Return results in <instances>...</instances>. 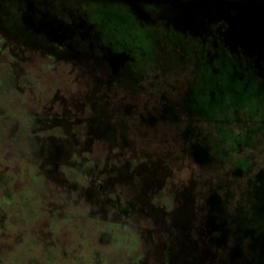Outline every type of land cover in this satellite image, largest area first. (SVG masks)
Segmentation results:
<instances>
[{
    "label": "flooded vegetation",
    "instance_id": "1",
    "mask_svg": "<svg viewBox=\"0 0 264 264\" xmlns=\"http://www.w3.org/2000/svg\"><path fill=\"white\" fill-rule=\"evenodd\" d=\"M3 94L0 264H264V0H0Z\"/></svg>",
    "mask_w": 264,
    "mask_h": 264
},
{
    "label": "rangeland",
    "instance_id": "2",
    "mask_svg": "<svg viewBox=\"0 0 264 264\" xmlns=\"http://www.w3.org/2000/svg\"><path fill=\"white\" fill-rule=\"evenodd\" d=\"M54 5H56V4H54ZM56 7H57V9H59V10H61V6L60 5H56ZM96 11V8H90L89 10H88V12H90V13H93L94 14V12ZM72 54H75L74 52H72ZM73 57V56H72ZM71 64V63H70ZM73 66V65H72ZM67 68H66V71L65 72H58V74H60V73H65V74H67L68 72H69V70L71 69V67H69V65L68 66H66ZM34 69H35V72H34V80L30 83V84H25V85H23L20 89H18V90H20L21 92L22 91H24V92H26L27 93V96H26V98L28 97V101L30 100V98H32L33 96L35 97V99L37 98L35 95H42L41 93L42 92H45V93H47L48 92V90H46L45 89V84H42L41 83V81H40V83H38L39 81H38V77H40V69H41V66H34ZM52 69V68H51ZM49 72L52 74V75H54L55 74V72H53V71H50L49 70ZM57 74V75H58ZM89 75H93L92 73H90ZM28 76H30L31 77V72H29L28 71ZM181 81H182V83L181 84H179V86H178V93L179 92H183L186 88H187V86H186V84H185V79L184 78H182L181 79ZM54 82H57V81H54ZM53 82V83H54ZM4 84H6V85H8L9 83H4ZM3 86V85H2ZM87 86H89V87H93V85L90 83V81H89V84L87 85ZM47 87V86H46ZM11 89V87H10V84H9V86L8 87H5V86H3V89H2V91H3V93H4V90L6 91V90H8V91H10V89ZM50 88V89H49ZM49 88L47 87V89H49V94H52L53 93V90H60V91H63V93L65 94V95H68L69 96V99H70V102H72V104L74 103V102H76V98L77 97H75V95H76V93L77 94H80L79 96L81 97V95L83 94V93H89V95H91L92 94V92H90L89 91V88L87 87V88H83L82 89V91L80 92V93H78L79 92V87H78V85L76 84V83H74L72 80H70V79H64V80H60L58 83H55V84H51L50 83V85H49ZM166 89H165V87L163 86L162 87V91H165ZM99 91V90H98ZM44 93V94H45ZM31 94V95H30ZM97 96H101V95H99V92H97ZM119 95H124L123 93L122 94H119ZM82 96H84V95H82ZM102 97V96H101ZM108 98H110V97H108ZM112 99V98H111ZM11 100H14V97H7L6 95H1V98H0V101H1V103H3L4 105H6V106H10V102H11ZM37 101V100H36ZM40 102H42V100H40ZM76 106V105H75ZM10 108H11V106H10ZM44 110L42 109V107H34V109H33V117L34 118H36V121L38 122V121H43L44 119H46V115H45V113L43 112ZM15 113H18V111H15ZM23 114H21V116L20 115H17V116H8V118L7 117H3V121H5V122H7L8 121V119H12L11 120V123H10V125L12 126V131H9V128H7V130H5L6 131V134L4 135V137H3V142H5V141H15V142H17V144H15V146L16 147H14V148H12V150H13V152L12 153H14V154H17V155H19V156H26V155H28V156H30L31 155V153H32V155H34L33 157L36 159V157H38L39 158V156L40 155H42V153L43 152H45V147L41 144V143H36L35 142V137H36V135H37V133H34V132H32L31 131V126L30 127H28L27 128V130H25L24 132H22V131H20V128H19V126H21V124L20 123H22L21 121H20V118L21 117H23L22 116ZM29 116H31L30 114H28ZM24 118V117H23ZM10 121V120H9ZM28 121V120H27ZM23 123H25L24 125H27V122H26V120L25 121H23ZM23 134V135H22ZM23 137H26V138H23ZM27 139V140H26ZM38 140V139H37ZM25 141H27V143L25 142ZM25 143L27 144L26 146H25ZM9 144H7V146H8ZM11 148H6L5 149V152H4V155H6L7 154V152H9V150H10ZM14 154H12V158L14 157L13 155ZM9 157V156H8ZM0 160L2 161V159L0 158ZM6 162H8V161H6ZM17 172H19V169H17ZM40 177H43V179H41V180H39L40 182H42L43 183V185H42V187L44 188L43 190H41L42 191V193H44L45 195H47V196H49L50 195V201L48 200V199H45V198H43V199H45V201H47L49 204H51V202H52V198L53 199H55L54 198V194H59L60 193V191L61 192H64L65 193V196H66V201H67V199L69 198V189L67 190V189H65V188H62L63 186H62V183H59V184H56V183H51V181H50V179L49 178H47L46 177V175L45 176H40ZM15 186H16V189H20V187H21V185H20V182L18 181V182H16L15 184H14ZM4 198V197H3ZM1 202H3V205H6L7 203L2 199V200H0ZM103 211H105V209H103ZM103 214H101V213H99V216L100 215H104V212H102ZM93 215H96V213L93 211ZM99 218V217H98ZM47 219L45 218L44 219V221H43V225L41 224V227L39 228V231H38V235H41L42 237H44L45 239H46V237H48V238H50V239H52L51 237H49L45 232H46V224H47ZM122 230V228L121 227H117L116 228V232H117V234H119V231H121ZM45 239H43L44 241H47V240H45ZM56 241H57V238L55 239ZM60 243H61V245L63 244V243H65V240H63V239H60L59 238V240H58ZM45 245H47V244H44L43 246H45ZM121 247V245L119 244L116 248H120ZM148 246H146V253H147V250H148V248H147ZM122 248V247H121ZM2 249L0 248V251H1ZM149 253V252H148ZM0 256H1V253H0ZM133 262V264H135V261H132ZM138 263L139 264H146L147 263V259H144V260H142V261H138ZM5 264H10V262L8 261V260H6L5 261ZM31 264V263H30Z\"/></svg>",
    "mask_w": 264,
    "mask_h": 264
}]
</instances>
